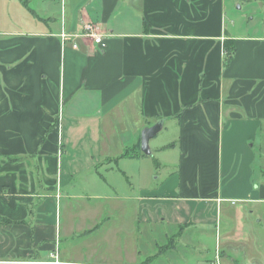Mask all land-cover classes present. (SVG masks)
<instances>
[{
  "label": "crops",
  "instance_id": "obj_1",
  "mask_svg": "<svg viewBox=\"0 0 264 264\" xmlns=\"http://www.w3.org/2000/svg\"><path fill=\"white\" fill-rule=\"evenodd\" d=\"M246 1L263 2L0 0L8 8L0 26V218L14 222H0V264H109L56 252L63 199H101L82 183L153 152L150 182L133 196L105 197L129 205L107 206L103 221L129 215L133 234L149 230L155 246L166 237L173 252L192 242L178 264H264V171L255 168L264 157V35L228 25ZM160 122L170 142L151 143L145 155L141 134ZM93 211L66 208L70 236L77 224L85 234L99 229L85 218ZM173 231L182 236L171 240Z\"/></svg>",
  "mask_w": 264,
  "mask_h": 264
},
{
  "label": "rangeland",
  "instance_id": "obj_2",
  "mask_svg": "<svg viewBox=\"0 0 264 264\" xmlns=\"http://www.w3.org/2000/svg\"><path fill=\"white\" fill-rule=\"evenodd\" d=\"M7 9L8 8L5 5L0 6V26L6 21L5 17ZM231 24H235L236 31L239 34L264 35V0L259 6L256 4L251 5L247 1L237 3L234 6V12L230 16V20L228 21V25ZM13 25L19 26L20 28V24L18 23H13ZM168 138L169 135L166 134V130H163L155 138H153V140H151L149 146L152 147V144L154 145L156 143L170 142L168 141ZM156 158L158 159L159 157L153 152V155L146 158L147 162L135 160L127 168H125L123 164H114L109 170L106 167H103L100 170L103 178H99L100 180H98V182L88 186H86L87 183H82L84 184L82 190L86 194L90 196H100L101 199H63L62 231L59 239L60 243L58 241L56 252L58 253L61 249L62 254L70 252L80 259L85 257L86 259L92 260L94 262H105L109 264H178L177 262L190 257L192 248L196 249V247L191 244L192 242H187V248H180V246L176 245L175 248L178 247V249H176L177 252H173L171 246L172 244H168V238L166 237L158 238V246H155V239L157 236L156 234L151 233L149 230H143V232L138 236L133 234L131 229L132 222H130L129 215L109 213L108 216L114 218L116 223L113 225L112 220L108 224L107 222L103 221V218L107 216L104 212L107 206H122V204L129 205L125 201L113 199L107 200L105 197L111 196L113 194H116L122 198H124V196H133L141 185L150 182L149 177L152 178L150 171L155 169L156 163L158 162ZM129 168L133 169L134 171L130 170ZM255 168L257 169V173H259L260 170L264 171V157L258 161ZM140 169L144 173L146 171L148 174L147 179L144 177L145 181L142 178L141 182L139 180L140 178L138 177ZM123 172H125L126 176L123 174ZM71 205L74 207H92L94 211L87 214L85 218L90 219L88 222H93V224L94 222L95 224L97 223L99 225L97 228L99 229H95L94 231L92 230L90 233L85 234V231L82 232L80 230L81 225L77 224L74 228L77 230V232H79V235L70 236L68 233L70 225L66 220L69 215L65 213V211L66 208ZM77 216L80 217L82 215ZM102 221L104 225L103 227L100 226ZM124 223H126L125 228ZM106 226L111 227H109L110 229L108 228L106 230ZM93 227L91 229H93ZM162 232V236H165L164 231ZM169 236V238L172 240L174 236H182V232L173 231V233L171 232ZM137 237L140 240H138ZM131 253L133 254L134 258L128 260L127 254L130 255Z\"/></svg>",
  "mask_w": 264,
  "mask_h": 264
},
{
  "label": "water",
  "instance_id": "obj_3",
  "mask_svg": "<svg viewBox=\"0 0 264 264\" xmlns=\"http://www.w3.org/2000/svg\"><path fill=\"white\" fill-rule=\"evenodd\" d=\"M162 123H158L151 128L145 129L141 134V152L145 155H151L149 147L150 141L156 137L162 130Z\"/></svg>",
  "mask_w": 264,
  "mask_h": 264
},
{
  "label": "trees",
  "instance_id": "obj_4",
  "mask_svg": "<svg viewBox=\"0 0 264 264\" xmlns=\"http://www.w3.org/2000/svg\"><path fill=\"white\" fill-rule=\"evenodd\" d=\"M224 50L227 53V57H231L234 52H235V45H234V40H227L224 43ZM0 222L2 225H6V224H14V222L7 220V219H1L0 218Z\"/></svg>",
  "mask_w": 264,
  "mask_h": 264
},
{
  "label": "built area",
  "instance_id": "obj_5",
  "mask_svg": "<svg viewBox=\"0 0 264 264\" xmlns=\"http://www.w3.org/2000/svg\"><path fill=\"white\" fill-rule=\"evenodd\" d=\"M87 30L90 32L91 34V37L94 39L95 43L97 44H101L102 43V38L97 36L95 33H94V29L92 26H89V27H86ZM63 38H65V35H62ZM52 264H61L57 259L56 261H54ZM215 264H218V263H215Z\"/></svg>",
  "mask_w": 264,
  "mask_h": 264
}]
</instances>
